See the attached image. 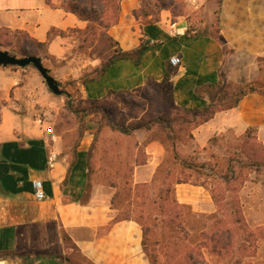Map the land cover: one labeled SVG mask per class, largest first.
Here are the masks:
<instances>
[{
  "label": "crops",
  "instance_id": "crops-1",
  "mask_svg": "<svg viewBox=\"0 0 264 264\" xmlns=\"http://www.w3.org/2000/svg\"><path fill=\"white\" fill-rule=\"evenodd\" d=\"M51 3L53 7L45 0H0V30L22 32L46 43L50 57L67 61L77 42L73 32L84 31L88 23ZM216 6L218 12L211 15L214 25L194 31L187 15L173 17L163 10L151 22L150 17L137 14L139 0H121L118 23L106 30V36L121 52L141 46L145 50L137 63L119 60L85 83H77L78 111L167 80L173 106L191 115L208 107L220 82L237 87L264 82V0H221ZM213 7L207 5L210 11ZM174 55L181 64L171 68L168 60ZM98 63L91 62V69L102 65ZM63 93L60 97L67 98ZM29 95L32 105L26 112L5 108L0 116V264H69L61 234L90 264H149L139 225L114 220L113 191L93 187L90 192L88 187L87 147L99 127L95 119L100 111L83 113L84 137L80 145L71 147L63 142L56 114L50 115L54 136L44 133L43 110L34 107L43 101L34 91ZM248 130L264 143V95L258 92L242 97L235 108L214 113L191 134L204 147L224 132L244 136ZM157 153L158 148L152 155ZM50 154L57 155L52 168L48 167ZM157 163L136 167L135 183L150 182ZM35 180L42 182V201L34 198ZM178 192L179 203L192 204L200 212L213 211L209 204L203 209L193 200L179 199Z\"/></svg>",
  "mask_w": 264,
  "mask_h": 264
},
{
  "label": "rangeland",
  "instance_id": "rangeland-1",
  "mask_svg": "<svg viewBox=\"0 0 264 264\" xmlns=\"http://www.w3.org/2000/svg\"><path fill=\"white\" fill-rule=\"evenodd\" d=\"M51 1L60 4V0ZM149 1L152 3L151 0ZM150 2H145V8L155 14ZM178 2L183 7V15H187L192 22V30L197 31L214 25L211 24L213 19L211 15L218 12L216 5L220 4L221 0H178ZM209 3L214 5L213 11L207 8ZM102 32L97 30L94 37L73 32L77 42L70 49L71 55L68 60L72 58L74 61L67 69L64 67L68 60L57 61L48 55L47 48H39L26 36L16 34L15 31L0 30V49L18 58L33 54L39 57L43 66L58 82L59 89L67 93L74 110L78 111L81 103L77 83L95 77L111 53L107 51L108 43ZM96 60L102 65L97 69H91L90 63ZM70 68H73V71ZM226 85L230 86L229 91L237 87L228 83H223L222 86ZM262 85L260 89L264 92V82ZM224 88L215 91L216 95L212 101L218 98ZM32 91L43 101L34 105L38 110H43L41 114L44 116L40 120L42 125L45 128L52 126L50 115L56 114L60 118L63 142L71 147L80 145L85 130L84 116L69 112L66 95L64 97L53 95L32 66L24 69L0 67V116L5 108L18 114L26 112L32 105L29 95ZM168 93L167 89L148 87L146 90H139L111 101H103L97 105L100 115L95 121L98 122L99 127L87 147V183L90 192L93 187L113 191L110 202L114 197V206L111 203L114 220L124 216L135 219L139 215L147 216L156 210L152 201L153 194L160 185L159 179L155 180L153 177L148 183H135V169L154 161L159 164L155 173L159 166H162V173L167 170L172 158L171 142L166 138L161 126H152L155 118L167 117L173 120L174 136L177 137L175 150L180 157L200 164L208 162L215 167L217 174L225 173L223 168L230 158L241 159L243 168L236 172V178L228 185L216 184L210 178L205 179L203 176L197 177L192 173L176 170L178 177L190 180L192 183H204L208 190L203 187L193 188L190 184L186 187L176 185L175 190H179V199L193 200L194 204L202 206L203 209L209 204L214 209L212 212H200L192 204L179 203L175 193L177 202L184 205L182 213L188 216L186 231L176 227L169 229L161 225L156 226L151 234V240L161 244L162 248L158 253L164 255L167 264H185L182 258L184 253L190 250L194 252L196 264H201L199 253L206 264H264L263 141L254 137V141L250 140L248 145H244L246 134L237 136L232 131H227L213 137L204 147L198 146L194 138L189 137L193 129L190 130L189 125L184 123L183 113L173 106ZM234 100L233 95L229 96L221 103V107L231 106ZM76 104L78 107L75 106ZM142 125L148 126L149 129H138L128 136L117 130L120 126L141 127ZM157 148L158 153L154 157L152 154ZM154 158L156 159L152 160ZM254 160L259 162L257 169L251 166ZM209 190L218 199L219 207L213 202ZM231 211H237V216L241 218L239 227L234 226L236 227L235 243L232 249L223 252L221 256L214 255L206 242L204 243L201 231L211 229L214 222L211 216L216 214L220 218L229 215ZM153 218L157 220L159 217ZM160 220L162 219L156 224ZM63 235L61 234L62 239ZM64 247L69 254V264H90L72 248L69 242L64 241Z\"/></svg>",
  "mask_w": 264,
  "mask_h": 264
},
{
  "label": "trees",
  "instance_id": "trees-1",
  "mask_svg": "<svg viewBox=\"0 0 264 264\" xmlns=\"http://www.w3.org/2000/svg\"><path fill=\"white\" fill-rule=\"evenodd\" d=\"M46 4L53 7L54 5L51 3V0H45ZM120 1L121 0H60L59 7L63 10L74 14L79 20L87 22L88 25L86 29L82 32L77 31V33H84L91 37H94L97 30H102L104 37L106 36V30L110 27L114 26L118 23L119 20V9H120ZM150 2L149 0H139L140 9L137 14L140 16L150 17L154 22L158 19V15L163 10L170 11L173 17L183 16L184 10L180 2L178 0H155L154 2H150V5L154 8L155 14L150 13L145 8V2ZM9 31V30H8ZM16 34H23L26 36L31 42L35 43L39 48H46V43H38L33 39L29 38L26 34L22 32L15 31ZM106 42L108 43L107 51H111L109 53L106 62L103 64L101 70L97 73V75L103 73L107 68L119 60H134L136 63L137 60L143 54L145 47L141 46L136 50L131 52H121L118 49L117 43L114 42L113 39L108 36L105 37ZM22 42H24L22 40ZM25 43V42H24ZM26 44V43H25ZM25 53V52H24ZM25 55V54H23ZM29 56H34L29 55ZM25 57V56H24ZM171 67V66H170ZM173 68V67H171ZM87 81V80H86ZM84 81V83L86 82ZM222 82L216 84L214 89H219L221 87H225L224 90H221L218 98L214 101L211 98V103L205 108L203 111L186 115L183 113L184 123L189 125L190 130L194 129L197 125L207 121L214 113L218 111H224L227 109L235 108L242 97L247 95L248 93L258 92L264 95V92L260 89L263 87L261 83H251L248 85H244L241 87H236L233 91L230 90V86H222ZM148 87H157L162 89H167L169 94V99L171 100V89L170 84L167 80H163L160 84H152L149 83L147 86L139 89L140 91L146 90ZM138 90V91H139ZM65 93H63L64 95ZM233 95L235 97L234 102L229 107H221V103H223L229 96ZM97 104H91V109H82L81 111L74 110V107L69 99H67L66 106L69 112L71 113H82L85 116L86 112L89 111H100L97 107ZM88 108V107H87ZM152 126H161L163 131L165 132L166 138L171 142V161L167 167L166 171L162 173V166H159L157 169L154 179L160 181V185L156 189L153 198V205L156 210L150 212L147 216L139 215L137 218L130 217H121L120 219H115V221H133L137 223L142 232V251L145 254L149 264H167L166 258L164 255L159 254L158 251L162 248L161 244L151 240V234L153 229L161 225L162 227L174 229V227L178 228L181 231H186L187 219L188 216L185 213H182L184 205H181L177 202L175 198V186L181 184H190L193 186L203 187L207 190L204 183H192L190 180H186L178 177L177 171L180 170L182 173L188 172L196 175L197 177H205V179L210 178L211 180L217 183H223L224 185H228L233 179L236 178V172L243 168L242 160H237L236 158H230L227 160L224 171L225 173L217 174L215 167L211 166L208 162L204 163H196L190 161L188 159L180 157L178 152L175 150V141L177 137L174 136V124L173 120L167 117H157L153 120ZM138 129H149L148 126L142 125L141 127L131 126L125 127L120 126L117 130L124 135H130L133 131ZM189 137L191 138V134L189 133ZM255 136L253 135V130H248L245 135L244 145H248L250 140L254 141ZM242 152V151H241ZM242 156V154H240ZM259 162L254 160L252 161L251 166L258 168ZM161 177V178H160ZM161 179V180H160ZM208 191V190H207ZM210 191V190H209ZM211 198L216 206L219 207V201L215 197L212 191H210ZM114 200L112 199V206H114ZM237 211H231L226 218L224 215L220 218L217 215L211 216L214 219V222L211 226V229H203L201 231V235L204 243L206 242L207 246L210 247V251L214 255L221 256L223 252H226L232 249L233 244L236 239V227L238 228L241 224V218L237 216ZM154 216L159 217L157 220L153 218ZM159 221L158 224L157 221ZM234 226H236L234 228ZM63 241L71 242L67 235H63ZM75 247V246H74ZM73 247V248H74ZM206 247V246H205ZM198 258L200 259L201 264H206L204 258L199 253ZM185 264H196L194 262V252L190 250L189 252L184 253L182 258Z\"/></svg>",
  "mask_w": 264,
  "mask_h": 264
},
{
  "label": "water",
  "instance_id": "water-1",
  "mask_svg": "<svg viewBox=\"0 0 264 264\" xmlns=\"http://www.w3.org/2000/svg\"><path fill=\"white\" fill-rule=\"evenodd\" d=\"M32 66L43 79L48 90L55 96H61L58 82L50 75V72L42 64V60L36 56L16 57L9 52L0 49V67H17L24 69Z\"/></svg>",
  "mask_w": 264,
  "mask_h": 264
},
{
  "label": "built area",
  "instance_id": "built-area-1",
  "mask_svg": "<svg viewBox=\"0 0 264 264\" xmlns=\"http://www.w3.org/2000/svg\"><path fill=\"white\" fill-rule=\"evenodd\" d=\"M169 65L173 68L179 67L181 64L180 57L178 55L171 56L168 60ZM44 133L47 136H54V130L53 127H47L44 130ZM57 158L56 154H50L49 160H48V167L52 168L54 165V162ZM32 188H33V195L35 200L42 201L45 199V195L43 192L42 182L40 180H35L32 182Z\"/></svg>",
  "mask_w": 264,
  "mask_h": 264
}]
</instances>
